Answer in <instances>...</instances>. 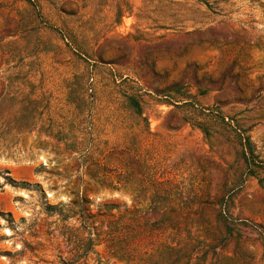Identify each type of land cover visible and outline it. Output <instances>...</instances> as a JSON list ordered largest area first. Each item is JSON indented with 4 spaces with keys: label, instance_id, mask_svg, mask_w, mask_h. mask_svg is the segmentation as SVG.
<instances>
[{
    "label": "rangeland",
    "instance_id": "rangeland-1",
    "mask_svg": "<svg viewBox=\"0 0 264 264\" xmlns=\"http://www.w3.org/2000/svg\"><path fill=\"white\" fill-rule=\"evenodd\" d=\"M257 225L264 0H0V264H264Z\"/></svg>",
    "mask_w": 264,
    "mask_h": 264
},
{
    "label": "trees",
    "instance_id": "trees-1",
    "mask_svg": "<svg viewBox=\"0 0 264 264\" xmlns=\"http://www.w3.org/2000/svg\"><path fill=\"white\" fill-rule=\"evenodd\" d=\"M239 138L242 140L246 139V137L243 136H239ZM242 146V155L243 158L245 159V161H247V159H251L254 160L255 159V155L252 152V149L250 148V145L248 143V141H244L242 143H240ZM246 155V156H245ZM222 203H220L221 205V216H222V222L225 228V232H226V236H231L234 232H236V227L234 225V222L236 221L234 218L229 216L228 210H227V200L226 198L222 199ZM242 225H245L244 223H241ZM258 226V230L260 231V234L264 237V230L262 228Z\"/></svg>",
    "mask_w": 264,
    "mask_h": 264
},
{
    "label": "bare ground",
    "instance_id": "bare-ground-1",
    "mask_svg": "<svg viewBox=\"0 0 264 264\" xmlns=\"http://www.w3.org/2000/svg\"><path fill=\"white\" fill-rule=\"evenodd\" d=\"M4 231H5V233L8 234V235L10 234V231H9L8 229H5Z\"/></svg>",
    "mask_w": 264,
    "mask_h": 264
}]
</instances>
